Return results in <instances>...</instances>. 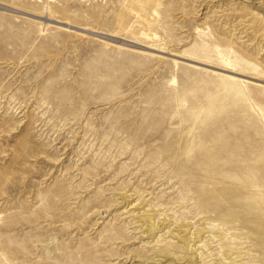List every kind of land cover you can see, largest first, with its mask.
Returning a JSON list of instances; mask_svg holds the SVG:
<instances>
[{
	"label": "rangeland",
	"instance_id": "rangeland-1",
	"mask_svg": "<svg viewBox=\"0 0 264 264\" xmlns=\"http://www.w3.org/2000/svg\"><path fill=\"white\" fill-rule=\"evenodd\" d=\"M0 264H264V0H0Z\"/></svg>",
	"mask_w": 264,
	"mask_h": 264
},
{
	"label": "bare ground",
	"instance_id": "bare-ground-1",
	"mask_svg": "<svg viewBox=\"0 0 264 264\" xmlns=\"http://www.w3.org/2000/svg\"><path fill=\"white\" fill-rule=\"evenodd\" d=\"M131 6H132V5H131ZM152 17H153V16H152ZM34 18H36V19H38V18H39V19H43V20H46L47 22H48V21H49V22L51 21L50 18L48 19V17L45 18V19L42 18V17H38V18H37V17H34ZM122 21H123V20H122ZM47 24H49V23H47ZM61 24H64V23H61ZM44 25H46V24H44ZM82 31L91 34V32H88V31H86L85 29H83ZM94 33H95V32H94ZM85 34H86V33H85ZM173 62L176 64V61H173ZM193 63L196 64V63H199V62H194V61H193ZM200 64H201V63H200ZM203 65H205V64H203ZM227 74H228V77H229L230 79H236V76H238L237 73L234 74L233 72H228V71H227ZM245 81H246V80H245Z\"/></svg>",
	"mask_w": 264,
	"mask_h": 264
}]
</instances>
